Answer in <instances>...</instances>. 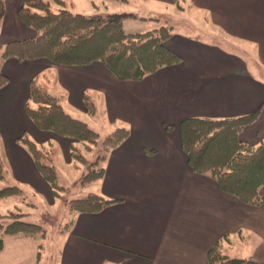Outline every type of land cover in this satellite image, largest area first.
Masks as SVG:
<instances>
[{
    "label": "crops",
    "instance_id": "0c3cea01",
    "mask_svg": "<svg viewBox=\"0 0 264 264\" xmlns=\"http://www.w3.org/2000/svg\"><path fill=\"white\" fill-rule=\"evenodd\" d=\"M100 1H110L113 11L92 4L84 15L120 12L117 1ZM140 1L135 3L152 12L169 10L175 23L185 20L188 33L167 27L172 31L164 46L179 62L139 81L118 80L98 61L62 66L47 59L0 58L8 79L0 88L4 166L13 182L32 189L37 184L52 194L18 141L27 136L39 146L50 138L59 142L25 110L31 82L38 84L35 78L42 75L49 82L42 88L74 118L99 134L129 131L107 154L102 178L86 188L111 204L95 213L73 212L69 229L57 234L55 264H208L218 242L231 258L264 264V184L259 205L223 192L209 174L189 166L180 132L186 119L234 120L257 113L237 140L254 148L264 142V0ZM120 3L134 9L130 0ZM21 5L5 0L0 46L36 35L18 17ZM66 141V161L73 166L72 141Z\"/></svg>",
    "mask_w": 264,
    "mask_h": 264
},
{
    "label": "trees",
    "instance_id": "16d2710c",
    "mask_svg": "<svg viewBox=\"0 0 264 264\" xmlns=\"http://www.w3.org/2000/svg\"><path fill=\"white\" fill-rule=\"evenodd\" d=\"M20 1L22 5L18 10V17L36 35L0 46V58L14 57L30 61L47 59L62 66H78L98 61L118 80L123 81H139L159 68L180 60L164 46L172 29L159 27L142 33H127L124 25L129 19L147 20L133 13L84 15L67 9L62 0H54L59 6L57 11H53L51 4L46 0ZM5 12V0H0V24ZM7 81V77L0 70V88ZM87 107L89 114L93 115V104L88 102ZM25 110L38 129L75 141L70 146V155L74 166L78 169L83 166V169L80 179L73 185L82 189L102 178V163L107 154L129 136V131L120 127L101 137L86 122L66 112L60 99L35 81L31 82ZM256 116L257 113L234 120L192 118L180 124L181 147L192 170L197 174H209L223 192L251 205H259L263 199L259 190L264 184V142L257 148L247 146L237 140V134ZM18 141L32 156L52 192L58 195L63 189L66 190L58 185L52 148H43L27 136L19 138ZM81 145L96 154L94 161L83 157L79 148ZM5 173L0 153V182L5 180ZM21 190L16 185L1 187L0 199L18 197ZM110 204L111 201L88 191L83 197L69 201L68 207L70 212L95 213ZM28 215L30 214L21 212L0 215V251L3 249L2 239L6 236L34 238L41 233V238L44 228L41 224L27 221L25 217ZM208 264L255 263L229 257L220 250L218 242L210 250Z\"/></svg>",
    "mask_w": 264,
    "mask_h": 264
},
{
    "label": "rangeland",
    "instance_id": "374dc122",
    "mask_svg": "<svg viewBox=\"0 0 264 264\" xmlns=\"http://www.w3.org/2000/svg\"><path fill=\"white\" fill-rule=\"evenodd\" d=\"M48 1L53 11H57L59 6L54 2V0ZM65 7L72 12L85 14L87 11L91 10L92 4H98L101 10L104 7L108 11H113L114 5H110V1L102 2L100 0H62ZM136 2L137 0H130ZM141 2L140 0H138ZM116 8L119 9V13H133L141 18L147 19L146 21H140L137 19H129L125 22L124 29L127 33H142L148 30L156 29L159 27H173L175 33L179 30L187 32V24L185 20H181L183 25L180 23H175L174 19L170 15V11L162 12L161 14L156 13L154 10L149 11L143 9L140 4H133V8H129L126 5L121 4L117 1ZM185 18V15H183ZM182 16V18H183ZM148 19H156V21H150ZM186 33V34H187ZM38 84L43 88L49 87V82H47L46 77L39 75L35 78ZM93 100V97L90 98ZM65 107L67 105L64 102ZM98 132L97 129H95ZM49 132V131H48ZM56 135L52 132H49ZM101 137L105 134L100 133ZM57 136V135H56ZM59 137V142H56L55 138H50V143L43 145V148H52L53 163L57 170L58 175V185L65 188L60 191L59 194L52 192V196L49 195L45 190L36 184L37 189H32L30 187L13 182L12 173L9 167L5 165L6 173L5 180L0 182V188L5 186H19L22 190L21 195L18 197L0 199V215H7L10 212L14 213H27L30 214L25 219L32 223L41 224L44 228L43 234L40 238V231L34 238H14V237H3V249L0 251V264H55L56 253V240L57 234H64L71 223V216L73 211L70 212L68 203L71 200L79 199L83 197L88 191L87 189H82L81 187L74 186L73 183L78 181L82 174V168L78 169L73 166L68 165L66 161L67 152V139L66 137ZM70 140V139H68ZM72 143L75 141L72 140ZM6 142L3 138H0V149L3 155V147ZM80 150L83 157L88 161L95 159L93 151H88L81 145ZM93 150V149H92ZM96 150V149H95ZM51 151V153H53ZM72 158V157H71ZM94 161V160H93ZM85 168V167H84Z\"/></svg>",
    "mask_w": 264,
    "mask_h": 264
}]
</instances>
